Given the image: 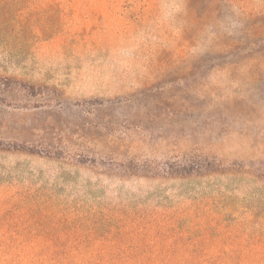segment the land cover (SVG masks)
<instances>
[{
  "label": "rangeland",
  "instance_id": "obj_1",
  "mask_svg": "<svg viewBox=\"0 0 264 264\" xmlns=\"http://www.w3.org/2000/svg\"><path fill=\"white\" fill-rule=\"evenodd\" d=\"M195 256L264 264V0H0V264Z\"/></svg>",
  "mask_w": 264,
  "mask_h": 264
},
{
  "label": "trees",
  "instance_id": "obj_2",
  "mask_svg": "<svg viewBox=\"0 0 264 264\" xmlns=\"http://www.w3.org/2000/svg\"><path fill=\"white\" fill-rule=\"evenodd\" d=\"M19 255V258L23 260L25 257ZM55 261V262H54ZM193 260H188L187 264H190ZM73 264H169L170 260H166V257L164 259H136L132 257L124 258V259H114V258H88L81 261H71ZM79 262V263H78ZM183 262V261H182ZM224 264H226V259L223 260ZM244 262V261H243ZM49 264H70V262L65 258H56ZM176 264H182L180 261H178ZM195 264H213V262L210 259H206L203 257H196L195 256ZM232 264V263H231Z\"/></svg>",
  "mask_w": 264,
  "mask_h": 264
}]
</instances>
